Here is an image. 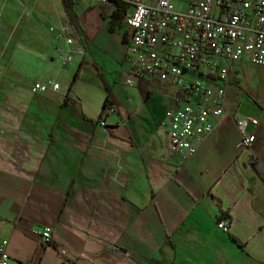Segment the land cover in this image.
<instances>
[{
	"label": "crops",
	"instance_id": "obj_1",
	"mask_svg": "<svg viewBox=\"0 0 264 264\" xmlns=\"http://www.w3.org/2000/svg\"><path fill=\"white\" fill-rule=\"evenodd\" d=\"M115 8L0 0V243L11 264H264V66L234 62L216 131L195 154L175 153L161 122L183 93L128 83ZM49 79L55 90H34ZM241 117L258 120L244 149ZM43 227L49 244L31 234Z\"/></svg>",
	"mask_w": 264,
	"mask_h": 264
},
{
	"label": "built area",
	"instance_id": "obj_2",
	"mask_svg": "<svg viewBox=\"0 0 264 264\" xmlns=\"http://www.w3.org/2000/svg\"><path fill=\"white\" fill-rule=\"evenodd\" d=\"M115 1L126 6L122 23L128 83L157 79L183 93L174 96L178 106L166 110L161 124L167 129L171 150L183 156L195 154L227 114L225 98L233 63L245 60L264 66V0H186L182 10L173 0ZM65 41L70 45L74 38ZM83 48L80 44L78 49L83 52ZM70 59V54L63 55L65 63ZM51 88L49 79L36 83L34 90L45 93ZM249 121L258 123L250 117L236 120L239 149L250 147L255 138L245 131ZM218 226L222 228L223 221ZM47 232V227L33 228L31 234L47 244ZM7 247L8 241L0 243V264L12 263Z\"/></svg>",
	"mask_w": 264,
	"mask_h": 264
},
{
	"label": "trees",
	"instance_id": "obj_3",
	"mask_svg": "<svg viewBox=\"0 0 264 264\" xmlns=\"http://www.w3.org/2000/svg\"><path fill=\"white\" fill-rule=\"evenodd\" d=\"M116 4V8L113 10L112 14H111V20H110V24H109V30L113 31L115 30V28L119 27L122 24V20H123V16L125 13V4L115 1ZM126 32L123 35V41L126 40ZM115 104L112 95L110 92H108L105 100H104V104H103V109H107V113H109V108L113 107V105ZM105 115H103L102 117H104Z\"/></svg>",
	"mask_w": 264,
	"mask_h": 264
},
{
	"label": "bare ground",
	"instance_id": "obj_4",
	"mask_svg": "<svg viewBox=\"0 0 264 264\" xmlns=\"http://www.w3.org/2000/svg\"><path fill=\"white\" fill-rule=\"evenodd\" d=\"M55 86H56V81H55ZM55 86H54V80H52V88L51 90H53V87H54V90H55ZM48 229V232H47V244H49L51 241H52V229L47 227Z\"/></svg>",
	"mask_w": 264,
	"mask_h": 264
},
{
	"label": "rangeland",
	"instance_id": "obj_5",
	"mask_svg": "<svg viewBox=\"0 0 264 264\" xmlns=\"http://www.w3.org/2000/svg\"><path fill=\"white\" fill-rule=\"evenodd\" d=\"M183 6H184L183 3L181 2V0H179V1H178V7H179V9L182 10V7H183ZM62 30H63V28H62ZM62 33H64V31H62ZM54 82H55V80H54Z\"/></svg>",
	"mask_w": 264,
	"mask_h": 264
}]
</instances>
